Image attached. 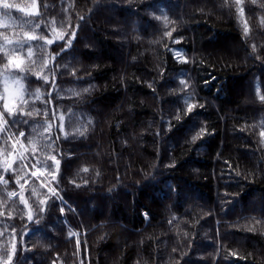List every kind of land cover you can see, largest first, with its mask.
Instances as JSON below:
<instances>
[{"label": "clouds", "instance_id": "1", "mask_svg": "<svg viewBox=\"0 0 264 264\" xmlns=\"http://www.w3.org/2000/svg\"><path fill=\"white\" fill-rule=\"evenodd\" d=\"M120 9L128 11L121 14ZM94 14L117 22L113 27L120 33L116 43L121 49L116 63L139 65L146 53L152 57V66L142 69L150 78L134 89H146L149 97L147 103L140 101L139 112L149 117L147 127L134 133L131 143L122 142L130 154L144 158L145 135L152 139L155 159L138 170V179L130 176V165L123 178L101 166L108 156L107 163L119 171L115 152H105L99 135L109 123L112 106L119 109L122 101L119 92L101 83L107 75L102 65L87 56L100 53L98 45L87 42L95 37L82 35L83 42L74 43L77 31L90 27ZM185 29H204L201 43L216 59L195 51L177 55L174 46L180 40L173 33ZM130 43L147 47L130 54ZM206 63L233 73L207 96ZM133 77L134 72L111 79L127 95L125 80ZM221 107L232 121L229 133L239 136L246 152L242 158L251 165L243 174L239 164L232 169L237 181L259 178L264 172V0H90V6L83 7L78 0H0V217H8L0 220V264H65L64 256L70 257L67 264H181L189 257L192 233L173 225L168 232L176 238L156 243L157 236L137 227L150 220L148 213L130 216L129 199L137 200L147 190L149 201H162L159 184L175 181L166 177L176 164L161 159L185 161L183 172L198 171L188 158L202 160L208 153L207 138L214 135L209 109L219 116ZM126 109L132 115L133 104L127 103ZM160 172L168 175L158 180ZM7 173H12L10 179ZM172 194L180 195L177 183ZM66 209L100 221L93 225L97 231L91 261L79 249L81 238L86 247L89 242L83 227L76 230L66 220L63 231L58 226ZM247 213L230 225L241 230L235 237L236 251L248 264H264V205ZM16 218L22 223H14ZM29 224L46 231L33 234ZM61 236L70 242V251L59 259L47 256L55 252ZM234 255L226 252L223 259ZM207 259L214 254L208 253Z\"/></svg>", "mask_w": 264, "mask_h": 264}, {"label": "trees", "instance_id": "2", "mask_svg": "<svg viewBox=\"0 0 264 264\" xmlns=\"http://www.w3.org/2000/svg\"><path fill=\"white\" fill-rule=\"evenodd\" d=\"M78 4L82 7L90 6V0H78ZM119 11L123 14L124 11L128 10L120 9ZM116 23V21H109L94 14L91 26L86 27L83 32L78 30L74 43L83 42L81 41L82 35L95 37L94 40L87 42L98 45L100 53L89 52L87 56L100 63L102 71L107 74L106 79L101 81V83L108 85L110 91L115 90L121 94L120 101L122 102L119 109L116 108V105L112 106L106 117L109 123L99 135V141L103 145L105 152H115L119 171H116V165L107 163L111 159L108 156L103 157L101 166L106 169L107 173L119 175L123 178L126 167L130 165V176L138 179V170L147 168L148 163L155 159V153L151 148L152 139L149 135H145L144 144L147 151L141 149L144 158L135 153L130 154V150L122 142L127 140L131 143V136L138 132L141 127H147L149 117L140 116L139 112L142 111L140 101L144 100L147 103L149 97L146 95V89L143 92L134 91V89L143 87L144 81L150 78L149 73L142 71V69L145 65L148 68L152 66V57L146 53L143 62L139 65L116 63L117 54L121 49V46L116 43L120 35L113 27ZM203 31L204 29L199 31L193 29L189 32L185 29L183 32L173 33V36L180 40V43L174 46L177 53L183 55V52L186 51L191 55L195 51L207 56L210 61L215 60L216 56L210 50L204 48L201 43V32ZM207 31H211V29H207ZM207 31L205 35H207ZM210 43V41H205V46H209ZM146 47L147 45L130 43L128 50L130 54H138V52L144 51ZM55 48L56 45H53V49ZM168 59L169 66L176 67L171 61V54H169ZM133 72L135 77H139V82H134L135 77H133V81L125 80V86L127 87V95H125L124 87L120 83L113 81L111 77H118L121 74L127 77ZM231 74H233L231 71L218 67L216 63H211L210 66L206 63L204 76L210 84L207 86V91L202 88V91H205L204 95H211L219 87V81ZM232 81L233 78L229 77V86H231ZM223 87L221 85V88ZM127 97H131V100H128ZM127 103L133 104L132 115L127 112ZM209 111L211 113L207 117L211 124L209 131L213 132L214 135L207 138L206 147L208 153H203L204 159L202 160L194 159L193 157L188 158L189 161L196 164L195 167L198 168V171L183 172L185 161L177 160L172 162L161 159V163L176 164V168L172 169L173 173L166 177V179H174L175 181L171 183L160 182L159 194L162 201H149L151 192L147 190H142L137 200L135 197H131L129 199V215L134 217L141 211L148 213L150 220L137 225V227L149 235L157 236L156 243L164 240L172 242L176 238L174 233L168 232V229L173 225L192 233L189 257H185L181 264H248L246 260L240 259L241 254L236 251L235 237L241 235V230L230 227V225L235 224L241 216L248 215L249 213L247 212L249 210H256L260 205H264V172L261 173L259 178L237 181L232 169L239 164L243 174L246 169L251 167L249 162L242 158L246 155L245 150L241 147L242 141L238 135L234 136L229 133L228 129L232 121L224 108L221 107L219 116L214 109H209ZM232 115H238V113H232ZM220 117H223V119ZM117 123H119V128L116 127ZM64 147L67 148L69 146L65 144ZM174 154L179 157V149ZM63 165L64 162L61 163L62 169ZM260 167L264 168V164H261ZM11 175L12 173H7L5 178L10 179ZM165 175H168V173L160 172L157 174V179L159 180ZM105 178L108 179L109 177L106 176ZM176 183L180 190V195L177 198L172 194V188ZM11 186L15 185L10 182ZM185 193L193 196L196 194L197 196L188 198ZM202 197L206 198V203L202 201ZM168 205H170V208ZM77 206L79 207V205ZM222 209L224 210L222 211ZM65 211L66 217L60 218L58 221L59 228L63 231L65 220L68 225L76 230H80L83 227L89 242L86 247L84 239L81 238L79 240V249L81 256L84 257L86 255L88 260L91 261L93 253L92 237L97 231L93 228V225L99 224L100 221L92 215L75 214L68 212L67 209ZM51 212L55 213V208H52ZM202 213L208 214L202 215ZM110 215L111 210L108 212V216ZM173 215L175 216L174 220L172 219ZM7 219V216L0 217V220L7 221ZM169 220H172L171 224H169ZM13 222L16 224L22 223L19 218H16ZM193 223H195V228L192 227ZM29 227L33 228V234L46 231L45 228H38L32 224H29ZM161 233H167V235H161ZM48 235H51V233H48ZM112 239H116L115 235H113ZM56 245L55 252L50 251L47 256H55L56 259H59L64 251H70V242L64 240L63 236L57 239ZM229 251L234 252L235 255L229 261H225L223 256ZM208 253H213L214 259H207ZM198 255L204 256L205 259H198ZM69 258V256H64L65 264H67Z\"/></svg>", "mask_w": 264, "mask_h": 264}, {"label": "rangeland", "instance_id": "3", "mask_svg": "<svg viewBox=\"0 0 264 264\" xmlns=\"http://www.w3.org/2000/svg\"><path fill=\"white\" fill-rule=\"evenodd\" d=\"M104 150H105V149H104ZM196 196H197L196 194H195L194 196H193V195H189V194H187V197H188V198H189V197H196ZM202 201L205 202V203L207 202V201H206V198H204V197H202Z\"/></svg>", "mask_w": 264, "mask_h": 264}, {"label": "snow or ice", "instance_id": "4", "mask_svg": "<svg viewBox=\"0 0 264 264\" xmlns=\"http://www.w3.org/2000/svg\"><path fill=\"white\" fill-rule=\"evenodd\" d=\"M177 55H179V53H177ZM29 215H31V213H29Z\"/></svg>", "mask_w": 264, "mask_h": 264}]
</instances>
